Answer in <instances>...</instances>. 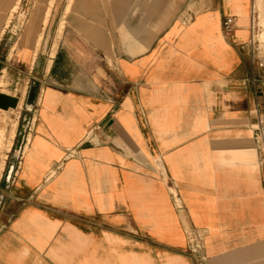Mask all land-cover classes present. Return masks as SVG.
<instances>
[{
    "label": "crops",
    "instance_id": "1",
    "mask_svg": "<svg viewBox=\"0 0 264 264\" xmlns=\"http://www.w3.org/2000/svg\"><path fill=\"white\" fill-rule=\"evenodd\" d=\"M50 2L0 0V264H264L255 0Z\"/></svg>",
    "mask_w": 264,
    "mask_h": 264
},
{
    "label": "rangeland",
    "instance_id": "2",
    "mask_svg": "<svg viewBox=\"0 0 264 264\" xmlns=\"http://www.w3.org/2000/svg\"><path fill=\"white\" fill-rule=\"evenodd\" d=\"M54 1L55 0H51L50 5L48 6V10L46 11V15L43 21L44 28H46L48 25L50 13L54 7H55V12H56V8L58 9V7H62L63 9L65 8L64 10L67 11L68 6L71 2V0H62V1L59 0L58 4L54 5ZM255 9H256L255 18H256V29H257L256 38L260 44V48L262 52L264 53V0H255ZM59 24L60 23H53V28L50 36V40L52 41L55 40L58 35V32L57 34L55 33V29H57V25ZM51 50L52 48H50V46L41 48V52L42 54H44V57H42V66L45 65L46 61L49 59V56L53 55V51ZM4 80L2 79L0 80V87H3V89L0 88V96L8 100L9 98H15L16 104L14 107H9L7 110L0 109V178L2 176V171L4 168L7 153L11 149L12 140L18 128L19 111L22 108V102H23V98L18 99L14 96L8 95L5 91H1V90H5L6 87H8L7 80H5V82ZM21 89L23 88L21 87L20 90Z\"/></svg>",
    "mask_w": 264,
    "mask_h": 264
},
{
    "label": "built area",
    "instance_id": "3",
    "mask_svg": "<svg viewBox=\"0 0 264 264\" xmlns=\"http://www.w3.org/2000/svg\"><path fill=\"white\" fill-rule=\"evenodd\" d=\"M234 20H224L222 30L226 37L233 33ZM256 18L254 14L253 26L251 29V38L246 47L249 52L250 59L259 69L264 68V53L260 48V44L256 38ZM245 48V47H243ZM255 124H254V138L258 146V159L260 168L263 174L264 187V89L254 104ZM201 238L194 237L192 234L188 235V249L192 253H198L202 249Z\"/></svg>",
    "mask_w": 264,
    "mask_h": 264
},
{
    "label": "water",
    "instance_id": "4",
    "mask_svg": "<svg viewBox=\"0 0 264 264\" xmlns=\"http://www.w3.org/2000/svg\"><path fill=\"white\" fill-rule=\"evenodd\" d=\"M0 71H1V64H0ZM15 104H16L15 98H9L8 100L0 96V109L1 110H7L9 107H14Z\"/></svg>",
    "mask_w": 264,
    "mask_h": 264
}]
</instances>
